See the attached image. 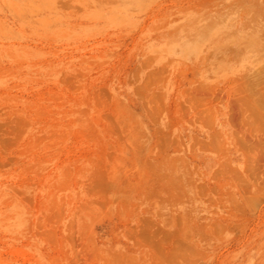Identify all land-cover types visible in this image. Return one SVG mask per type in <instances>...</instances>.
<instances>
[{
    "label": "rangeland",
    "instance_id": "374dc122",
    "mask_svg": "<svg viewBox=\"0 0 264 264\" xmlns=\"http://www.w3.org/2000/svg\"><path fill=\"white\" fill-rule=\"evenodd\" d=\"M0 264H264V0H0Z\"/></svg>",
    "mask_w": 264,
    "mask_h": 264
}]
</instances>
